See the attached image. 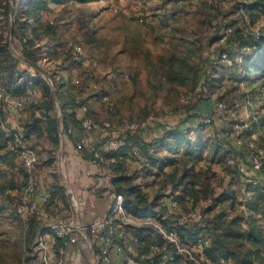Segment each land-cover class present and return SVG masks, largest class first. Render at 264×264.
<instances>
[{"label": "rangeland", "instance_id": "obj_1", "mask_svg": "<svg viewBox=\"0 0 264 264\" xmlns=\"http://www.w3.org/2000/svg\"><path fill=\"white\" fill-rule=\"evenodd\" d=\"M6 2L0 0V38L17 50L20 37H10L12 22L5 16ZM23 2L16 25L21 37L30 39L38 62L32 68L23 62L21 70L41 72L51 92L76 94L79 101L86 102L79 109L87 106L88 116L116 137L125 133L127 125L145 123L141 133L150 138L162 129L189 130L190 137L200 138L208 147L196 164L178 163V175L189 173L187 179L193 180L197 189L213 196L195 200L193 211L184 201L174 215L181 223L198 222L194 211L203 212L212 206L214 197L226 198L224 193L229 192L227 197L235 195L237 204L226 205L228 218L244 213L242 222L249 220L247 197L241 200L247 188L243 180L253 176L264 179V172L255 171L252 165L253 156L264 158V72L252 67H264V44L257 48L253 40L264 32V8H253L256 0H64L31 13L30 19L22 17L28 9ZM229 28L232 32L225 38ZM249 40L253 43L248 44ZM73 43L83 47V54L73 53ZM30 73L27 76L35 77ZM29 89L24 96L28 108L12 110L17 113L12 120L0 102V264H32L38 254L35 239L42 228L35 236L18 211L23 205L26 171L2 128L5 123L25 132L31 103L40 101L45 93ZM207 118L210 122H203ZM58 119L59 127L64 128L63 119ZM198 123L202 126L199 133L195 130ZM155 128L158 131L152 132ZM99 135L95 146L102 147L104 138ZM29 138L40 155L36 166L39 184L33 196L39 199L45 189L42 162L48 161L41 157L47 159L48 153L52 157L58 146L45 149L43 137L30 134ZM84 147L89 149L87 143ZM216 148L219 151L214 155ZM233 149L240 155L238 169L243 180L228 165L229 150ZM172 155L164 151L161 156ZM143 158H133L128 167L137 183L143 184L151 198L170 193L171 168L161 173ZM43 210L47 211L40 203L35 211L41 226ZM263 217L257 219L262 222Z\"/></svg>", "mask_w": 264, "mask_h": 264}, {"label": "trees", "instance_id": "obj_2", "mask_svg": "<svg viewBox=\"0 0 264 264\" xmlns=\"http://www.w3.org/2000/svg\"><path fill=\"white\" fill-rule=\"evenodd\" d=\"M20 1L21 0H7L5 5V16H8L9 22H12L10 23L9 33L12 32L14 39L20 37L19 42L21 43V47L15 50L8 41H4V39L0 38V87L4 88V90L12 96L24 99L25 109L28 108V105L24 96L29 92V88H32L34 91H36V89L44 90L45 93H43V97L40 101L37 99V101L34 100L31 103V107L29 108L31 115L29 121L24 123L23 127L28 137H30V134L35 135L37 138L48 136L51 142L55 146H58L60 143L59 119L58 115L54 114V110H57V106L53 91L51 92L49 85L44 81L41 72L30 73L28 70L20 69V64L23 62L27 64V67L29 66L31 68L36 67L38 62L35 57H33L34 53L32 52L30 39L25 36L21 37V33L18 31L19 27L16 25V22H19L17 18L20 17ZM63 1L64 0H24L23 6H27L28 9L26 14L24 13L22 17L30 19L32 16L31 13L36 14L37 12L47 10L51 3H61ZM77 1L85 2L87 0ZM255 7L263 9L264 0H256L253 8ZM13 17L14 19H12ZM35 17L39 18L38 15H35ZM257 36L258 37L256 38L255 36L253 40H255V45L258 48L264 44V32L258 33ZM251 43H253V41L249 40L248 44ZM252 67L256 69L257 72H264V67L259 68L258 64H253ZM29 73L33 74L35 77L27 76ZM58 96L61 100L63 110V132L71 136L77 144L80 136H76V131H78L77 133L83 134L84 128L80 124L76 110L86 102L79 101L76 94L59 93ZM37 112H39V114H37ZM2 113V109L0 108L1 120L3 119ZM200 125L201 123H198L197 129H195L197 133L202 129ZM184 130H186V132H184ZM189 132L190 131L185 128H173L167 130L160 137L147 140L140 132L133 133L127 131L121 135L122 145L120 149L106 153L103 160L97 159V161L103 165L105 164L115 174L113 178L115 192L123 195L124 206L132 215L136 217L150 215L156 222L163 225V227L176 229L184 244L193 243L194 240L201 235L209 236L211 238V244L206 247L205 254L213 264H264V219L262 222L257 219L258 216L264 214V179L257 180L255 179L257 176L248 177V181L242 179L243 175L238 169V159L240 155L237 149L229 150V155L234 158L235 164L229 163L228 165L230 166L231 172L238 174L240 176L239 178L246 182L247 188L245 187V191L242 194L244 198L247 197L245 204L251 214L247 222H242L243 217H245L244 213L243 215L238 214L235 217L228 218L229 215L225 211L226 205L235 207L237 204V197L234 195L228 198L227 195L230 196V193L225 192L224 196L226 198L214 197L215 201L212 206H209L203 212L201 211L203 219L205 220L204 226H201L196 221L193 223H181L177 216L169 214L166 207L160 203L162 194L157 193L151 198L149 193L144 189L143 184L137 183L136 175L128 171L126 167L127 158L135 159V157H137L142 159L143 156L145 163L153 167L156 166L161 173L165 171V167L168 166L171 168L170 170H172V173L170 174L173 175L171 178L169 176L170 174H167L168 180L170 184L173 185L174 191L180 190L181 192V197H177L179 206L187 199H192L194 203L195 200L200 197L210 198L213 195L204 189H197V184L194 183L193 180L187 179L189 173H184L181 176L178 175V163L183 160V163L186 165L191 163L196 164L198 160L203 157L208 147L207 143H202L200 138L194 140L190 137L188 135ZM8 140L10 142L9 138ZM81 150L85 152L87 151V147H83ZM164 151L173 154L172 157H162L161 155ZM217 151H219V148L214 150V155ZM181 153L183 154L182 156H180ZM85 154L92 160L96 159L94 153L89 150L85 152ZM112 156L115 157L114 162L109 161V158ZM50 160H52V157H49L48 161ZM260 171L264 172V168ZM256 180L258 182L254 184L253 182ZM51 192V198L47 203H44L47 210L52 206L56 198H64L63 189H59V187L58 189L54 188ZM202 192L204 195H202ZM240 204L242 203L240 202ZM49 212L51 211L49 210ZM59 213L60 212H56L55 214ZM67 213L69 214V212ZM32 214L33 215L29 218L27 227L33 228L36 236L42 226L39 214L37 212ZM128 228L133 229L134 238H136L137 241L135 249L139 250L140 253L148 252L151 244H158L160 246H165L166 244V241L154 225H130L127 229ZM57 245L59 246L55 248L58 251L57 253L60 254V249L65 247L64 239L58 238ZM166 247L171 249L169 244H167ZM159 258V255L154 256V264L159 261ZM179 264L191 263L183 256H180Z\"/></svg>", "mask_w": 264, "mask_h": 264}, {"label": "built area", "instance_id": "obj_3", "mask_svg": "<svg viewBox=\"0 0 264 264\" xmlns=\"http://www.w3.org/2000/svg\"><path fill=\"white\" fill-rule=\"evenodd\" d=\"M230 31L231 28L225 31V38H228ZM70 48H72L73 53L76 55L83 54V47L79 44L73 43ZM225 57L226 54H224V58ZM107 99L108 97H105V100ZM0 102L4 108V114H7L12 110L23 109L25 106L24 99L12 96L4 89L0 92ZM80 112L79 121L81 126L84 128V132H100L101 136L104 138L102 147H97L95 145L89 146V151L93 152L96 158L93 160L94 162L98 163L97 159L103 160L106 153L114 152L120 149L122 145L121 136L116 137L114 134L106 131L104 127L101 126L102 124L92 120V118L87 114V106H83L80 109ZM203 122H210V119H204ZM2 128L5 131L6 136L10 139L12 149L19 154L26 171L27 180L25 187L23 188V207H19L18 211L22 216L23 221H25V224L28 225V220L31 214L37 210L40 203L44 204L49 201L52 192L50 190L41 192L39 199L37 197H33L37 193L39 184V181L36 178V166L40 159L39 154L31 143L30 138L23 130L10 129L5 123H2ZM124 128L125 132L130 131L133 133H141V131H144L146 128V123L142 125H127ZM184 132H186V130H184ZM86 143L87 135L82 134L78 139L76 148L80 150L86 146ZM109 161L114 162L115 157H110ZM229 163L235 164L234 158H229ZM252 165L255 170L260 171L264 168V158L259 155L253 156ZM257 182L258 181L256 180L253 183L256 184ZM243 199L244 197H242L241 200ZM168 203L172 209L179 207V200L176 196L170 197L168 199ZM41 214L43 225L41 232L35 239L36 252L38 254L32 259V264H55V262H59L60 264L63 263V258L61 256L65 254L66 247H62L60 249L61 258L57 257L59 259L55 261L56 253L53 250V242L49 241L47 238V234L50 231H53L57 238L64 239L65 245H74L78 244L80 239L87 236L89 232H100L106 229H111L110 231L117 235L119 239H123L128 226L144 224L154 225L166 241V244L165 246L151 244L149 251L146 253L135 252L134 246L132 244L129 245L128 250L134 254L133 259L135 264H154V256L156 255L160 256L159 261L156 264H179L180 256H183L191 264H213L205 254L206 247L211 244V238L209 236L201 235L195 239L193 243L184 244L181 241L180 235L176 229L165 228L160 223L155 222L154 219H150L149 216L136 217L129 213L124 206L123 195L117 192L113 193V204L109 212L104 216L93 218L88 223L77 221L73 215L54 214L48 210L41 211ZM193 216L201 226L205 225L201 211H194ZM140 222H142V224H140ZM167 244L171 246V249L166 247ZM102 261H111V252L107 247L103 248L100 259H97L94 264H98Z\"/></svg>", "mask_w": 264, "mask_h": 264}, {"label": "crops", "instance_id": "obj_4", "mask_svg": "<svg viewBox=\"0 0 264 264\" xmlns=\"http://www.w3.org/2000/svg\"><path fill=\"white\" fill-rule=\"evenodd\" d=\"M10 37L13 38V35ZM11 42L13 43L12 40ZM56 106L58 118H62L63 110L60 98L59 101L56 102ZM90 110L92 109L90 108ZM76 111L79 117L81 114L80 109L78 108ZM91 112H93V110ZM7 114L8 117L11 116V120L17 115L15 111H9ZM37 114H39V112H37ZM26 116L27 112H24L23 117H25V119L27 118ZM59 128L60 143L58 148L52 151V160L45 164L42 162V168L44 169L41 171V176L45 182V189H43L42 192H46L47 190L52 191L54 188L58 189V187L59 189H63L64 198H56L48 211L50 210L51 213L60 212L59 214L63 215H73L77 221L88 223L93 218L104 216L109 212L113 204V193L115 192V185L113 183L115 174L105 164L96 163L89 158L85 154V152L89 150L88 148L85 152L81 149H77L76 143L71 136L64 133L62 127ZM155 130L158 131L157 128H155L152 132ZM166 131L167 130L162 129L158 135H153L155 137H160ZM77 132L78 131H76L77 137L82 135ZM83 134L87 135L88 147L99 142V132L93 131ZM142 136L147 140H151L146 132L142 133ZM43 139V146L45 149L55 147L48 136H44ZM49 157H51L50 153L47 154V159L43 155L41 159L48 160ZM131 161H133V158L128 157L126 160L127 168L130 166L129 164ZM168 168V166L165 167V170ZM173 196L181 197L180 190H172L170 193L163 194L160 198V203L166 207L169 214H176L181 210V205L176 209H172L168 205V199ZM186 201L188 203L187 208H189V211H192L194 204L192 199H187ZM67 212H69V214ZM193 222H195L194 219H191L189 223ZM110 230L111 229L102 230L100 232H89L87 236L80 239V243L65 245L66 252L61 256L63 258L62 264H94L97 259H100L102 250L105 247L111 252V261H102L98 264H135L133 259L134 254L128 250V246L131 244L135 248L137 242L136 238H134L133 229L128 228L123 239H119V237ZM47 238L49 241L53 242V250L56 253L55 261H57L59 259L57 257H60V254H58L56 250L59 246L57 245L58 238L53 231L48 232ZM135 252L140 251L135 249ZM55 264L60 263L55 262Z\"/></svg>", "mask_w": 264, "mask_h": 264}, {"label": "water", "instance_id": "obj_5", "mask_svg": "<svg viewBox=\"0 0 264 264\" xmlns=\"http://www.w3.org/2000/svg\"><path fill=\"white\" fill-rule=\"evenodd\" d=\"M53 95H54L55 100L58 102L59 101V97H58V94H57L56 90H53Z\"/></svg>", "mask_w": 264, "mask_h": 264}]
</instances>
